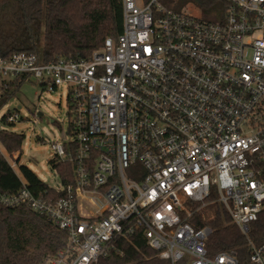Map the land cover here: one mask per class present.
<instances>
[{"label": "built area", "instance_id": "obj_1", "mask_svg": "<svg viewBox=\"0 0 264 264\" xmlns=\"http://www.w3.org/2000/svg\"><path fill=\"white\" fill-rule=\"evenodd\" d=\"M222 2L211 20L122 0L123 32L87 58L0 55V89L33 75L70 91L71 140L52 146L74 180L0 195L68 233L41 264H95L138 230L172 264H240L231 252L211 255L212 229L190 221L213 189L245 235L264 209V0ZM248 240V264H264V243Z\"/></svg>", "mask_w": 264, "mask_h": 264}, {"label": "trees", "instance_id": "obj_2", "mask_svg": "<svg viewBox=\"0 0 264 264\" xmlns=\"http://www.w3.org/2000/svg\"><path fill=\"white\" fill-rule=\"evenodd\" d=\"M195 2L204 18H222V0H166L168 7L182 10ZM124 29L122 0H0V55L34 51L44 60L58 55L87 58L101 48L107 37L117 38ZM26 78L11 79L0 89V110L14 96ZM7 122V116L3 118ZM25 135L0 129V144L7 154L20 152ZM0 147V195L19 192L24 183L34 193L50 189L29 167L18 171ZM20 156L17 157L19 161ZM63 182H72L71 163L51 159ZM195 227L209 225L212 232L207 247L211 255L231 252L240 264H248L250 244L264 243V209L245 235L233 222L222 203L215 206L209 218L196 212L191 218ZM68 244V233L42 213L25 205L7 206L0 201V264H41ZM95 264H172L147 242L142 230L129 238H119L115 248ZM178 264H185L184 261Z\"/></svg>", "mask_w": 264, "mask_h": 264}, {"label": "rangeland", "instance_id": "obj_3", "mask_svg": "<svg viewBox=\"0 0 264 264\" xmlns=\"http://www.w3.org/2000/svg\"><path fill=\"white\" fill-rule=\"evenodd\" d=\"M159 1L166 4V0ZM182 10L195 15L202 13L195 2H189ZM69 97L70 91L65 85L59 87L57 91H49L31 75L22 82L14 96L0 110V129L6 128L25 135L21 151L12 155L7 154L0 144L8 161L15 165L18 173L21 165L29 167L51 187L62 185L60 175L50 163L53 158L59 160L52 143L55 141L68 143L72 136L68 133L72 117V103ZM15 113H19L20 118L14 123L3 120L5 116ZM19 156L20 159L17 161ZM219 203V193L213 189L209 202L197 212L204 218H209ZM185 204L191 210L201 206V203L189 200L185 201Z\"/></svg>", "mask_w": 264, "mask_h": 264}]
</instances>
